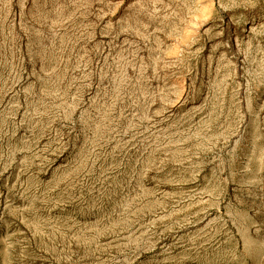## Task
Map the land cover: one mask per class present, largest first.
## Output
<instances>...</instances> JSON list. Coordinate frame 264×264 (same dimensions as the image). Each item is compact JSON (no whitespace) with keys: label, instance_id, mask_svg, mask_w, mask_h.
I'll list each match as a JSON object with an SVG mask.
<instances>
[{"label":"rangeland","instance_id":"rangeland-1","mask_svg":"<svg viewBox=\"0 0 264 264\" xmlns=\"http://www.w3.org/2000/svg\"><path fill=\"white\" fill-rule=\"evenodd\" d=\"M0 264H264V0H0Z\"/></svg>","mask_w":264,"mask_h":264}]
</instances>
